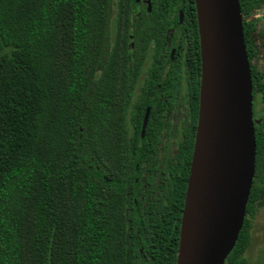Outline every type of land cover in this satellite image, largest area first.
<instances>
[{"label": "trees", "instance_id": "16d2710c", "mask_svg": "<svg viewBox=\"0 0 264 264\" xmlns=\"http://www.w3.org/2000/svg\"><path fill=\"white\" fill-rule=\"evenodd\" d=\"M139 1L0 0V264H67L66 241L69 264H177L197 108L159 117L158 105L144 125L133 97L140 46L164 42L180 0L136 14ZM184 2L199 76L196 3ZM240 4L253 99H264L253 63L264 29L252 18L264 0ZM255 137L247 214L224 264H248L264 200V117Z\"/></svg>", "mask_w": 264, "mask_h": 264}, {"label": "water", "instance_id": "95a60500", "mask_svg": "<svg viewBox=\"0 0 264 264\" xmlns=\"http://www.w3.org/2000/svg\"><path fill=\"white\" fill-rule=\"evenodd\" d=\"M195 3L201 51L200 105L177 264H224L247 214L256 171L255 123L261 119L253 117L252 75L240 0ZM231 141L236 142L234 177L221 194L215 191L214 167L222 159L220 147H230Z\"/></svg>", "mask_w": 264, "mask_h": 264}, {"label": "flooded vegetation", "instance_id": "af4514ba", "mask_svg": "<svg viewBox=\"0 0 264 264\" xmlns=\"http://www.w3.org/2000/svg\"><path fill=\"white\" fill-rule=\"evenodd\" d=\"M186 4L184 0H180L172 6V8L177 10V15H179L177 19L178 23H175L176 18L163 21L168 25V27L165 28L166 31L163 37L164 42L157 46L155 43L150 42L146 44V42L142 41L140 46L141 52L139 54L141 55L140 58L142 61L140 63V68L137 67V69L139 68V72H137L133 97L134 100H138L140 105L144 107L142 115L143 122L145 117H148L147 121L149 117H155L152 116L153 110H155L158 105H160V110L163 112L159 117H195L197 108V117L199 118L201 64L199 70L200 75L198 76L197 63L199 57L190 41L193 27L185 24V8L183 5ZM136 6H140V8L137 9ZM134 7L136 14L142 13L145 8L151 10V0L150 6L147 0H140ZM181 11L183 12L182 18L180 17ZM135 19L139 23L142 21L143 24L144 22L154 23L152 18H134V20ZM155 23H157V21ZM132 36L133 35L130 34V39H132ZM131 43H133V41H131ZM158 53H161V61L158 66L155 67V65L152 64L153 57L154 54ZM256 58H253V63L255 64ZM260 69L264 74V68ZM263 74L262 80L264 83ZM141 98L144 100L141 101ZM173 103L174 107L171 106ZM174 110L176 112L173 114ZM258 113H263L262 117H264V99L261 95H257V98L253 99V117L255 119H261L257 118ZM143 135L144 133L142 136Z\"/></svg>", "mask_w": 264, "mask_h": 264}, {"label": "rangeland", "instance_id": "374dc122", "mask_svg": "<svg viewBox=\"0 0 264 264\" xmlns=\"http://www.w3.org/2000/svg\"><path fill=\"white\" fill-rule=\"evenodd\" d=\"M136 7L137 9L140 8V6H136ZM252 18L257 19L258 28L256 30V33L257 35H259L260 30L264 29V7L260 8L259 10H256ZM115 25H112L113 28ZM260 41L261 40H258V43H260ZM258 46H259V52L256 58V64L260 68H264V50L262 48L261 43L258 44ZM262 116L263 113L257 114V118H262ZM69 252H68V241H66L65 255L66 257H68L67 264L70 263L69 261L71 255ZM245 256L248 259V264H264V200L262 199L259 200V202L257 203L255 215L252 217L251 243L249 247L246 249ZM61 258L62 255L60 254V261ZM25 264H32L29 260L28 255L25 258Z\"/></svg>", "mask_w": 264, "mask_h": 264}, {"label": "bare ground", "instance_id": "6f19581e", "mask_svg": "<svg viewBox=\"0 0 264 264\" xmlns=\"http://www.w3.org/2000/svg\"><path fill=\"white\" fill-rule=\"evenodd\" d=\"M236 142L231 141L230 147L227 148L220 147L221 158L217 160L214 167V177H215V191L217 193H225L227 187L230 185L234 177V163L236 161L237 154L232 155V149L235 148Z\"/></svg>", "mask_w": 264, "mask_h": 264}]
</instances>
